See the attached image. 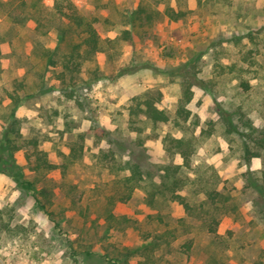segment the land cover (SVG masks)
I'll list each match as a JSON object with an SVG mask.
<instances>
[{"label":"rangeland","instance_id":"obj_1","mask_svg":"<svg viewBox=\"0 0 264 264\" xmlns=\"http://www.w3.org/2000/svg\"><path fill=\"white\" fill-rule=\"evenodd\" d=\"M57 1L97 16L113 42L65 77L44 56L68 49ZM147 100L165 121L131 112ZM33 141L55 166L43 175ZM1 154L13 161L0 172V264H264V0H0ZM132 163L143 180L111 228L105 197ZM167 166L194 213L162 192Z\"/></svg>","mask_w":264,"mask_h":264},{"label":"trees","instance_id":"obj_2","mask_svg":"<svg viewBox=\"0 0 264 264\" xmlns=\"http://www.w3.org/2000/svg\"><path fill=\"white\" fill-rule=\"evenodd\" d=\"M55 13L54 15L62 18L65 22V27L59 30L58 39L61 42H66L68 47L67 52L56 59L54 51H45V58L47 61V65L61 69V76L65 77L67 73H79L81 71L82 62L88 56L97 54L102 51H107L113 44L112 40L105 39L101 35V21L97 16H94L92 13L81 12L79 9L70 1H67L63 4V1H57L54 6ZM135 14H139V11H135ZM68 32H72L75 37L78 39L74 41V38L70 37L68 40ZM125 35V39H129ZM68 40V42H67ZM244 85V83H243ZM246 87V85H244ZM190 92L187 89L184 92V101L188 102L190 100ZM139 104V103H138ZM144 108H140L139 105L131 110L134 113L136 110H141L145 115L151 119L152 121H165L167 119L166 115L163 111L158 110L152 101H145ZM177 115L181 117H186L187 112L183 106H180L177 110ZM230 126V125H229ZM16 135L18 137V129H17V121H12L9 123L7 130L3 136V148L8 151L10 155H12L15 151L18 150V147L15 143ZM182 141H177L178 147L181 146ZM33 152L31 154H27V160L31 165V170L36 174H45L48 171L55 168L53 164H50L45 156V154L38 150L37 142H32ZM2 151V150H1ZM249 151H247V154ZM180 156L182 157L183 164L187 165V151H181ZM12 157V156H11ZM34 157V158H33ZM33 159V160H32ZM12 158H4L2 154L0 155V172H6L9 169V166L12 164ZM180 166V165H179ZM179 166H167L164 168V177L162 181V192H165L167 197L177 204L181 205L183 209L187 212L194 213L196 211L195 205L190 204L186 197L179 194L177 191L179 188L180 180L177 179L176 174L179 169ZM130 174L119 176L117 179L113 181L112 191L113 193L109 194L105 197L106 204L110 207L106 211V220L109 223V227L114 228V225L117 223H122L121 218H118L112 213V207L116 205V203H125L131 199L133 191L139 187L140 182L143 180V171L138 163H132L129 166ZM33 183H28V186L32 189ZM161 192V191H160ZM39 195L43 197V199L49 204V195L46 189L42 188L39 192ZM216 191L208 192L205 200L199 205L204 206L205 203L215 204L220 197ZM35 200L39 207L43 210H46L45 203H42L37 196ZM215 220L208 223L209 230L214 232L215 228L211 226V223H214ZM55 225H58L55 223ZM156 236L151 243L154 245L159 237ZM185 247L187 249L190 248L189 244H186ZM124 264H127L126 260H123Z\"/></svg>","mask_w":264,"mask_h":264}]
</instances>
